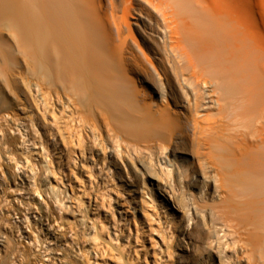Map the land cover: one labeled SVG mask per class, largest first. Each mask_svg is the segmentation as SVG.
Masks as SVG:
<instances>
[{"label":"bare ground","instance_id":"6f19581e","mask_svg":"<svg viewBox=\"0 0 264 264\" xmlns=\"http://www.w3.org/2000/svg\"><path fill=\"white\" fill-rule=\"evenodd\" d=\"M247 4L0 0L7 264H264V36Z\"/></svg>","mask_w":264,"mask_h":264},{"label":"rangeland","instance_id":"374dc122","mask_svg":"<svg viewBox=\"0 0 264 264\" xmlns=\"http://www.w3.org/2000/svg\"><path fill=\"white\" fill-rule=\"evenodd\" d=\"M247 3H248L247 6H248V14H249L248 18L251 20L253 27L256 28V30L259 32V34L264 36V0H247ZM18 181H20V179H18ZM1 190H2V188L0 185V196L2 194ZM59 194H60L59 197L63 196L64 192L60 191ZM126 206H129L130 217L132 218L134 215L137 218L138 211H137V209H135L136 208L135 205L133 203L127 202ZM113 207H114V205H113ZM84 209H86V208L84 207ZM5 211L6 210H4V208L0 206V215H4L3 213ZM16 216H17V220H20L19 214H12V216H10L9 219H10L13 227L17 228V229H15L17 231L18 230L17 223H14V221L17 222V220H15ZM18 223L21 224L20 221H18ZM146 229H147V227H146ZM17 234L18 233H16V232L8 231L6 238L9 239L10 241L14 240L15 238L18 239ZM141 240H142L141 242L144 244V247H147L149 249L150 241L151 240L157 241L158 238H157V235H155L153 232L147 231L145 233V235L141 236ZM122 241H123V239H122ZM150 251H151V248H150ZM7 253H8L7 248L3 249L0 246V264H7L8 263V254ZM141 261L143 262V264H146V262H148V264H151L154 262V258L151 255H147V258L146 259L143 258ZM175 263H177V260L175 261Z\"/></svg>","mask_w":264,"mask_h":264}]
</instances>
